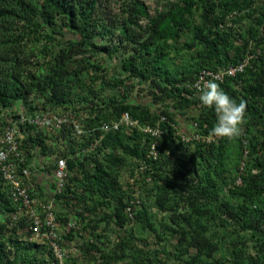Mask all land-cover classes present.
<instances>
[{"label": "trees", "instance_id": "trees-1", "mask_svg": "<svg viewBox=\"0 0 264 264\" xmlns=\"http://www.w3.org/2000/svg\"><path fill=\"white\" fill-rule=\"evenodd\" d=\"M107 8L105 0H0V135L17 104L28 115L51 109L80 117L88 111L81 118L87 130L84 138L91 142L104 135L102 146L93 153L77 155L82 138L71 125L55 137L24 128L25 148L30 153L29 164L38 149L39 155L55 153L57 158L68 159L71 175L65 190L56 195L55 209L63 226L73 219L81 229L66 231L64 239L74 238L87 227L90 238H83L78 246L81 254L97 253L96 257L108 261L98 229L109 216L97 218L98 205L93 199L100 197L109 208L116 203L109 218L121 229L134 222L126 213L128 196L119 194L118 169L125 165L126 156L139 159L138 163L145 160L152 138L127 129L105 135L99 125L119 120L124 113L139 118L143 125L148 121L153 127L159 125L164 136L159 159L150 163L149 186L157 190L158 210L169 214L166 232L178 238L180 254L196 250L188 264H264V0L168 1L155 15L144 0H122L116 13ZM229 16L233 26L221 27ZM246 19L252 20V26L244 34L241 24ZM65 29L75 33L74 40L66 39ZM240 38L242 43L237 45ZM83 53L85 58L75 60ZM174 54L181 65L171 63ZM248 55L255 57L243 75L219 83L237 102L247 104L242 136L232 141L184 142L176 128L177 115H189L199 124L201 134L210 136L216 114L214 108L202 105L199 93L181 85L196 80L202 70L236 65ZM111 59H120V64L109 78L104 74ZM89 78L92 83L101 79L102 90L87 87L78 92ZM138 84L148 86L145 89L153 102L167 103V108L153 111L148 105L127 102L123 92L122 98L109 94L122 87L131 92ZM194 107L199 112L190 115ZM161 116L167 121L160 122ZM14 210L0 180V213ZM134 212V220L137 217L144 229L163 240L143 196L142 207ZM2 221L0 264L55 260L48 242L31 241ZM219 222L240 235L250 233V240L244 236L236 241L216 238L209 229ZM80 233L77 236L83 237ZM255 240L257 244L249 246ZM230 245L234 247L232 258L226 252ZM67 262L77 264L78 260L68 258Z\"/></svg>", "mask_w": 264, "mask_h": 264}, {"label": "built area", "instance_id": "built-area-1", "mask_svg": "<svg viewBox=\"0 0 264 264\" xmlns=\"http://www.w3.org/2000/svg\"><path fill=\"white\" fill-rule=\"evenodd\" d=\"M223 26H233L230 22V16L221 27ZM254 57L255 55H248L236 65H229L218 70H202L196 80L184 82L181 87L185 86L188 90L198 93L194 85L201 78L215 79L217 83H223L227 78H237L245 73ZM16 111L14 110L13 120L9 121L0 135V180L7 191V198L15 210L6 215L0 213V219L3 220V224L8 225V228H17L20 234L30 236L31 241L48 242L55 256V260L50 258L47 260L49 264H68L69 253L65 246L64 235L61 234V227L67 233L70 230L81 229V226L73 219L63 226L55 209L56 195L65 190L71 175L68 159L65 157L56 159L52 183L42 187L45 176L34 170L32 163H28L30 153L25 148L27 134L23 132V129L31 127L49 137H55L64 130L66 125H71L74 128V134L79 139L82 138L76 147L77 155L93 153L98 147L100 148L103 144L104 135L88 142L84 138L87 135V130L84 128L81 118L72 112L62 113L60 110L54 112L51 109H41L28 115L24 110ZM164 121L166 122L167 118L161 116L160 122ZM99 129L105 135L117 133L123 129H127L128 132L135 130L152 138V141L147 142L149 145L145 160L140 161L131 174L130 192L126 199L128 202L126 213L134 221V210L142 207L141 190L149 186V182L152 180V177L148 176L152 169L150 163L159 159L160 140L163 139L164 132L159 125L153 127L149 121L143 125L139 118L135 119L129 113H124L120 120L103 122L99 125ZM192 129L194 133L191 136L178 131V135L184 142L211 143L217 139L202 135L197 122H193ZM60 143L67 144L64 141H60ZM38 152L39 149L36 150V153H32L34 158L39 155Z\"/></svg>", "mask_w": 264, "mask_h": 264}, {"label": "rangeland", "instance_id": "rangeland-1", "mask_svg": "<svg viewBox=\"0 0 264 264\" xmlns=\"http://www.w3.org/2000/svg\"><path fill=\"white\" fill-rule=\"evenodd\" d=\"M122 0H105L106 4L108 5V11L111 10L113 13L119 12V6L121 4ZM146 4L150 7L151 13L155 15L157 13V10L164 9V7H167L168 1H177V0H144ZM263 1L260 2L262 4ZM242 33L246 34L247 30L252 26V20L246 19L242 24ZM240 29V30H241ZM63 34L65 35L67 40H74L75 33L65 29L63 31ZM247 36V35H245ZM186 40V39H185ZM181 42V41H180ZM184 42V41H182ZM242 43L241 38L237 41V45H240ZM87 54L83 53L79 57H76L75 60L81 61V59L85 58ZM175 54L173 58H175ZM177 57V56H176ZM121 59V57H119ZM119 60H108L107 62V73L104 75H108L110 78L112 75L115 74L116 69L115 66L120 64ZM172 58H170L171 60ZM114 63V64H113ZM172 64L181 65L182 62L179 58H175L173 61H171ZM168 63V64H171ZM105 65V64H104ZM95 75L92 77L94 78ZM123 78L125 76L121 75ZM86 79L85 85L83 84L82 88L83 90H79L78 92H83L84 88H90V90H94V92L101 91L102 81L101 79H97L96 83H92V79L90 80ZM148 86L146 85H137V88L130 89L131 92H125L123 87L118 90L114 89L111 92H109L110 95L117 94L119 98H122L121 92L127 94V97L125 100L135 103H140L143 105H148L153 111H158L160 109H166L169 104H161V103H155L151 99V96L149 95ZM88 90V91H90ZM16 108L21 107L17 104L15 106ZM194 111L190 113V115L197 114L199 111L197 107L193 108ZM88 111L85 110L84 114L87 115ZM84 114L80 115V118L84 116ZM9 119L8 121H12ZM177 127L179 128L178 131L184 135L191 136L194 133V130L192 129L193 122L191 121V117L188 115V117H184L181 115H177ZM238 143V142H237ZM240 144V143H239ZM57 151L59 149H56ZM247 155V154H246ZM246 157V156H245ZM244 157V158H245ZM241 161L242 167L244 164V159ZM57 157L54 154H47V155H38L34 160L32 161V167L34 170L39 171L41 174H44L45 177H43V185L42 187H45L46 185L51 184L53 180V172H54V164ZM139 161V159H137ZM136 159L130 158V156H126V163L125 165L119 167L118 169V176L120 181V196L123 198H127L129 192H130V184H131V174L138 163ZM92 168V167H90ZM234 176V175H233ZM238 184L241 183L240 179L237 177L235 179ZM233 181V183L235 182ZM157 190L153 189V186H146L145 188H142L141 195L144 199V204L147 206V210L150 212L148 215L150 216V219L152 222H155V227L158 229V234L162 235L163 240H159L157 238V235L153 233L150 229H144L142 227L141 222L136 217L134 222L126 226L125 228L121 229L117 226L116 222L109 218L112 215H114V205H116L115 202L112 203L111 207H106L102 205L101 198L98 196H95L93 199V203L98 205V211L96 212L97 218H100V216H103L107 214L109 216L107 218V221L104 222L98 229L99 235L102 236L104 241L103 246V255L108 256L109 260L107 261L105 258L101 256H97L96 254H93L92 252L85 254H81V251L78 246H80L84 240H88L90 238V231L87 230V227L83 232H79L83 237L75 236L74 238L70 237V240L67 239L65 241V246L69 253L70 260H78L77 264H188V261L190 258H193L196 256L197 252L195 249H190L188 251L187 255H181L180 251L177 249L178 244V238L175 236H171L169 233H167V228L169 227V214L162 213L160 210H158L157 206L155 205L154 196H156ZM46 195L44 194V197ZM49 199V197H48ZM84 208V207H83ZM81 209V208H80ZM84 211L83 209H81ZM139 212V211H138ZM222 223L213 224V230L209 229V233L212 232V234H215L216 238L221 239L223 237H228V241L231 240H237L239 236H244L245 240H250L251 234L248 232H243L241 235L236 233L235 229L231 227L230 225L226 228L221 225ZM84 226V225H83ZM66 230L61 227V234L62 236L65 235ZM78 238V239H76ZM85 238V239H83ZM105 238V239H104ZM123 239H126V243H123ZM221 241V240H220ZM222 246H224L223 242H219ZM257 244V241H252V243H249V246L254 247ZM133 245V247L131 246ZM234 247L229 246V248L226 249L228 257L232 258L231 252L233 251ZM240 250V247H239ZM251 250V249H250ZM258 250V248H257ZM259 251V250H258ZM252 253H256L254 249L251 250ZM180 254V255H179ZM73 264V262H72Z\"/></svg>", "mask_w": 264, "mask_h": 264}, {"label": "clouds", "instance_id": "clouds-1", "mask_svg": "<svg viewBox=\"0 0 264 264\" xmlns=\"http://www.w3.org/2000/svg\"><path fill=\"white\" fill-rule=\"evenodd\" d=\"M194 87L199 93V99L202 105L207 108H214L215 110L216 123L211 129L210 136L214 138L227 139L229 141L238 139L240 136H242L244 132V126L247 123L246 102L243 100L237 102L236 99L232 98L224 91V89L219 83L215 81V79L206 80L201 78L195 83ZM20 109L21 107H15V110H17L16 112H18Z\"/></svg>", "mask_w": 264, "mask_h": 264}]
</instances>
